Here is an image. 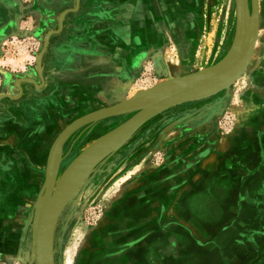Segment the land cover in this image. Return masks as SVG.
Here are the masks:
<instances>
[{
    "label": "rangeland",
    "instance_id": "rangeland-1",
    "mask_svg": "<svg viewBox=\"0 0 264 264\" xmlns=\"http://www.w3.org/2000/svg\"><path fill=\"white\" fill-rule=\"evenodd\" d=\"M258 2L252 65L232 77L241 62L215 91L151 117L115 152L86 167L60 209L57 193L51 225L55 264H137L140 252L148 256L146 264H170L176 255L195 264L187 254L210 246L213 252L206 255L213 261L205 264H236L231 258L236 249L239 256L244 251L237 264H264V146L258 138L247 142L253 134L247 124L264 122L260 98L247 96L264 71V0ZM12 3L10 10L0 3V112L11 110L0 115V125L14 137L42 133L46 147L89 113L151 92L163 96L171 85L220 63L237 29L236 0ZM249 11L252 26L251 4ZM188 28L195 39L181 40ZM101 56L109 65H102ZM74 75L82 79L77 90L61 79ZM5 76L15 81L6 84ZM137 114L102 119L75 132L61 151L57 192L76 160ZM3 154L0 171L13 166ZM32 165L34 191L26 202L31 220L44 184L40 174L47 168L43 160ZM242 170L254 173L241 176ZM184 216L198 220H189V227L180 220ZM218 235L222 241H215ZM30 238L28 255L0 264H37L32 233Z\"/></svg>",
    "mask_w": 264,
    "mask_h": 264
},
{
    "label": "water",
    "instance_id": "water-1",
    "mask_svg": "<svg viewBox=\"0 0 264 264\" xmlns=\"http://www.w3.org/2000/svg\"><path fill=\"white\" fill-rule=\"evenodd\" d=\"M250 4L253 17L252 26L249 22ZM236 8L237 29L235 40L230 52L220 63L195 74L179 85L174 84L175 87L161 97H154L151 95V92L150 96L145 99L129 101L89 113L71 123L58 136L48 157L45 181L39 193L33 216L32 238L37 264H55L51 240V225L54 210L58 205L60 206L59 209L64 205L73 185L83 176L86 167L92 166L115 152L129 135L133 134L155 114L171 108L182 101L191 100L195 95H206L209 92H213V90L215 91L216 88L224 84V82L221 84L220 81L226 75L232 73L241 62L242 68L235 72L232 77H235L241 69L251 64L255 54L259 31V2L258 0H236ZM47 45L48 42L42 55L46 51ZM19 88L21 89L20 86ZM6 96L13 98L10 95ZM132 113L138 114L126 126L104 138L76 160L71 169L63 177V180H61L60 184H62L57 192L59 158L67 140L87 124ZM56 196L58 197V205L53 203Z\"/></svg>",
    "mask_w": 264,
    "mask_h": 264
},
{
    "label": "crops",
    "instance_id": "crops-1",
    "mask_svg": "<svg viewBox=\"0 0 264 264\" xmlns=\"http://www.w3.org/2000/svg\"><path fill=\"white\" fill-rule=\"evenodd\" d=\"M0 3L3 5V7H5L8 10L13 8L12 0H0ZM186 9H189V8L187 7ZM181 13H184L183 10ZM175 21L176 20L173 19L171 23H175ZM6 29H7V26H4L1 29V32H4ZM198 30H199V28L197 29V31ZM181 35H183L180 37L181 40H183V38L185 36L187 37L186 38L187 40L188 39H195L194 38L195 33L193 31H191V29H189V28H188V30H186L185 33H182ZM99 60L102 61V65H105V63L107 65H109L108 61H106L103 56H101V58ZM253 60H254V58H253ZM253 60H252V63H253ZM252 63L250 65H252ZM104 72H107V71L103 70L101 74L103 75ZM258 75H260V76H258ZM256 77H258V78L260 77L261 81L260 80L257 81L259 86H257L258 88L256 90H254V91L251 90V91L247 92V96L260 98V102L264 106V103H262V102H264V71L261 74H257ZM11 78L9 80L7 78V76H5L3 79H5L6 80L5 82H7L6 84H8L11 81H15V78L14 79H11ZM61 79L66 80L65 85L70 86V88L74 89V90L75 89L77 90L76 84L79 82H82V79L75 76V75L70 76V77H64ZM117 79H119V78H117ZM51 82H53L51 79L46 80V87H47V83H48L47 89H49V88L51 89V85H52ZM65 85H62V87ZM9 87H12V86L9 85ZM1 91H3V90L0 88V92ZM44 92H46V89H45V91H43V93ZM48 92H50V90H48ZM61 98H63V96H61ZM5 106L8 107L7 104H5ZM7 109H6L5 113L0 112V115L4 116V114H6L7 112H11L10 108L8 111H7ZM258 111L259 112L264 111V108H262V110L260 108ZM22 117L17 116L16 119L18 120V118H19V120H21ZM247 126L252 128V130H253V132H252L253 134H251L252 138L250 139L251 141H247V142L254 144L255 140H257V138H258V139H260L259 143L262 146H264V122H257L255 124H247ZM61 128H62V126H61ZM1 129H4L5 132L1 131ZM30 129H32V128H30ZM254 129H256V130H254ZM260 130H262L263 135L258 137L254 134V131H255V133L258 134V132ZM25 135H26V137L24 136V138L20 134H19V136L14 137V135L12 133L7 132V128H5V125H0V137H2L0 139V153H2V154L4 153L3 155L5 157H7L6 159H9L10 164H11V161L13 162L12 168L4 170V171H0V187L2 189L1 193L4 194V195H2V197L0 196L1 197L0 198V260H6L9 262L10 261L13 262L17 258H19L20 256L23 257L26 254L28 255L30 253L31 246H32L30 233H32L33 216H32V220H31V216L29 214L30 209L27 208L26 202H29L30 190H32V191H34V190L30 188L31 180H30L29 169H31V167L33 166L32 165L33 161L39 162V161L43 160V162L47 164L51 148L54 144V143H52L49 147H46L44 145L45 143H43L44 135L42 133L32 134V132L27 131ZM11 136H13L14 138H11ZM12 139H13V141H12ZM234 140H236V139L233 138L230 142L231 143L234 142L235 144H237V142H235ZM11 143H13V145L10 146L11 148H8V147L4 148V146L11 145ZM229 145L231 146V144H229ZM229 148L227 149V152H228ZM242 171L240 172L241 176H248V175H251L254 173L253 171H244V170H242ZM45 175H46V173L40 174L41 181L43 179V183L45 181V179H44ZM25 208H27V209H25ZM23 209H25V211L27 210V213H24L25 211H23ZM176 220H177V218H176ZM180 220H183L184 221L183 223H185V225H188L190 227L189 224H191L192 222H190L189 220H198V219L195 217L189 218L188 216L187 217L184 216V217H181ZM171 234H173L172 231L164 233L166 238L169 237ZM197 237H198V235H197ZM206 238H208V237H206ZM215 241H222V239H220V236L218 235L217 238H215ZM24 247L26 250H24ZM210 247L208 249L203 247L200 250L201 252L199 250H197L199 252L189 253L190 255L187 254L186 257H187V259H192L193 261H195L196 262L195 264H205L206 262L210 263L211 260L213 261V259L211 257H210L211 260H209V258L207 259L208 256L206 255L207 252L208 253L213 252V250L210 249ZM24 251H25V253H24ZM194 251H196V249H194ZM26 252H28V253H26ZM245 252H246V250H245ZM242 253L244 255V251ZM153 254H155V257H156L157 253L153 252ZM214 254H217L218 263H219L221 256H222L221 250H219L218 252H215ZM239 254L241 255V253H239L238 249H236L235 251L232 252V255H231V258L236 260L235 261L236 264L238 262L239 257H244L243 255L239 256ZM139 255H140L139 258H137V261H136L137 264H146V260H147L146 257H148V256L146 254H144L143 252H140ZM175 258L177 260H174V262H172V263L169 262V263L170 264H186L184 260H182V262H181L180 255H176ZM155 262H153V263L156 264ZM167 264H168V261H167Z\"/></svg>",
    "mask_w": 264,
    "mask_h": 264
},
{
    "label": "bare ground",
    "instance_id": "bare-ground-1",
    "mask_svg": "<svg viewBox=\"0 0 264 264\" xmlns=\"http://www.w3.org/2000/svg\"><path fill=\"white\" fill-rule=\"evenodd\" d=\"M251 63H252V62H251ZM173 87H175V86H174V85H173V86L171 85V88H172V89H173ZM148 95H150V94H148ZM148 95H147V96H148ZM151 95L154 96V97H161L160 94H158L157 92H155V93H151Z\"/></svg>",
    "mask_w": 264,
    "mask_h": 264
},
{
    "label": "flooded vegetation",
    "instance_id": "flooded-vegetation-1",
    "mask_svg": "<svg viewBox=\"0 0 264 264\" xmlns=\"http://www.w3.org/2000/svg\"><path fill=\"white\" fill-rule=\"evenodd\" d=\"M10 166V165H9ZM8 167V166H7ZM7 170V169H6Z\"/></svg>",
    "mask_w": 264,
    "mask_h": 264
}]
</instances>
